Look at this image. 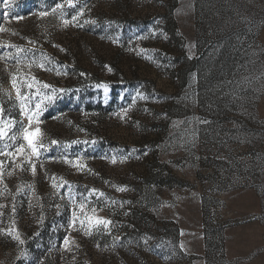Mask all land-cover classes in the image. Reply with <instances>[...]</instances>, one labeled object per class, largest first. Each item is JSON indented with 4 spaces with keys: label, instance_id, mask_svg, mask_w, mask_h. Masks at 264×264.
<instances>
[{
    "label": "rangeland",
    "instance_id": "rangeland-1",
    "mask_svg": "<svg viewBox=\"0 0 264 264\" xmlns=\"http://www.w3.org/2000/svg\"><path fill=\"white\" fill-rule=\"evenodd\" d=\"M0 29V264H264V0H0Z\"/></svg>",
    "mask_w": 264,
    "mask_h": 264
},
{
    "label": "trees",
    "instance_id": "trees-1",
    "mask_svg": "<svg viewBox=\"0 0 264 264\" xmlns=\"http://www.w3.org/2000/svg\"><path fill=\"white\" fill-rule=\"evenodd\" d=\"M169 17L172 18V12L168 13ZM171 23H172V28L169 30L170 33H175L176 31V23L171 19ZM4 104H2V111H6V109H11L12 111H16L17 116H14L15 119H20L21 118V111H20V106L18 104H16L15 100L12 99H8L6 98V96H4ZM156 183L157 184H162L163 182H161L160 178H155ZM8 217L6 218V224L3 225L7 230L3 231L4 236H6V238L9 239H13L16 240L18 237L17 234V230H16V224L13 220V213L11 211H8ZM4 229V228H3ZM64 232L63 230H58L57 233V239H61L64 236Z\"/></svg>",
    "mask_w": 264,
    "mask_h": 264
},
{
    "label": "snow or ice",
    "instance_id": "snow-or-ice-1",
    "mask_svg": "<svg viewBox=\"0 0 264 264\" xmlns=\"http://www.w3.org/2000/svg\"><path fill=\"white\" fill-rule=\"evenodd\" d=\"M70 3H71V0H70ZM57 7H61V5H57ZM75 19H76V17H73V20H75ZM64 23L67 24L68 21H64ZM2 30H3V29H0V31H2ZM9 47H16V46H14V45H9ZM17 52H24V49L17 48ZM40 67H43V65H40ZM16 80H17V77H16L15 75H13V76H12V83H13V86L16 85ZM29 87H31V85H29ZM45 87H49V86H48V85H45ZM17 95L19 96V89H17ZM23 99H24V98L21 97L22 102H23ZM49 99H51V97H49ZM39 108H40V105L37 104V105H36V109H39ZM30 126H31V121L29 122V127H30ZM39 131H40V130H39L38 128L35 129L34 131H29V130L25 129V130H23L24 134H23V136H22V139L26 142L28 148L31 149V151H32L33 153H36L37 155H38V152H37V143H38V141H37V137H38ZM0 136H3V131H2V129H0ZM53 143H56V142L53 141ZM39 146H42V144L39 145ZM23 149H24V145H21L20 148L18 149V152H22ZM67 162H68V163H72V161H67ZM112 162L115 163V162H116L115 159H113ZM77 167H79L78 164H77ZM32 171H33V173H35V165L32 166ZM121 190H125V189H121ZM81 207H83V206H81ZM74 222H75V217L73 218V223H74ZM98 222H99V223H103V224H105V225H107V224L110 223V221H108V220H99ZM21 243H22V241H21ZM67 243H68V241H67V239H66V240H65V244H67Z\"/></svg>",
    "mask_w": 264,
    "mask_h": 264
}]
</instances>
